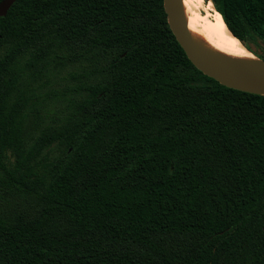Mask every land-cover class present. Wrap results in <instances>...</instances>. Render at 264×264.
<instances>
[{"label": "trees", "instance_id": "1", "mask_svg": "<svg viewBox=\"0 0 264 264\" xmlns=\"http://www.w3.org/2000/svg\"><path fill=\"white\" fill-rule=\"evenodd\" d=\"M210 1L248 50L264 41V0ZM51 55L98 62L35 94L63 105L27 136ZM0 264H264V95L198 70L162 0H15L0 16Z\"/></svg>", "mask_w": 264, "mask_h": 264}, {"label": "water", "instance_id": "2", "mask_svg": "<svg viewBox=\"0 0 264 264\" xmlns=\"http://www.w3.org/2000/svg\"><path fill=\"white\" fill-rule=\"evenodd\" d=\"M14 1L0 0V16L6 14ZM162 3L172 34L198 70L227 87L264 95V58L252 55L250 59H230L202 50L187 29L182 0H162Z\"/></svg>", "mask_w": 264, "mask_h": 264}, {"label": "rangeland", "instance_id": "3", "mask_svg": "<svg viewBox=\"0 0 264 264\" xmlns=\"http://www.w3.org/2000/svg\"><path fill=\"white\" fill-rule=\"evenodd\" d=\"M209 1V0H204ZM201 13L207 15L210 21H213L214 16L211 15L215 8H211L209 14L206 6L201 7ZM245 44L250 48V52L254 57H264V41L258 38L256 35H249L245 41ZM98 60L91 58L87 60H66L59 59L53 55L49 57V66L38 77L33 79L31 86L33 88L32 93L26 95L25 105L26 112L29 115L28 134H33L41 125L51 123L53 119L51 117L58 113L63 105V98L47 97L46 99H38L35 97L37 93H44L51 90H62L65 86L71 85L74 81L69 80L68 72L76 71L81 68L91 67L95 65ZM26 79H29V75L26 73ZM92 77L91 79H93ZM23 80V79H22ZM24 81V80H23ZM33 95V97H30ZM32 101V103H31ZM31 103V104H30ZM27 140V138H26ZM28 141V140H27ZM11 155L9 160L12 161Z\"/></svg>", "mask_w": 264, "mask_h": 264}, {"label": "bare ground", "instance_id": "4", "mask_svg": "<svg viewBox=\"0 0 264 264\" xmlns=\"http://www.w3.org/2000/svg\"><path fill=\"white\" fill-rule=\"evenodd\" d=\"M182 6L191 38L202 50L230 59L242 60L253 57L243 43L230 33L220 13L215 9L213 14L210 13L211 8H214L210 0H182ZM202 6H206L208 13L214 16L213 21L201 13Z\"/></svg>", "mask_w": 264, "mask_h": 264}]
</instances>
